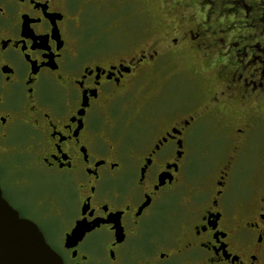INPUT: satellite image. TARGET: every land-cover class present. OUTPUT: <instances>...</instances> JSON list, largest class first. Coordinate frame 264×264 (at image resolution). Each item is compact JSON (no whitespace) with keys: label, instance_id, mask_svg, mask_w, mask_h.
I'll list each match as a JSON object with an SVG mask.
<instances>
[{"label":"flooded vegetation","instance_id":"1","mask_svg":"<svg viewBox=\"0 0 264 264\" xmlns=\"http://www.w3.org/2000/svg\"><path fill=\"white\" fill-rule=\"evenodd\" d=\"M200 1L207 20L232 18L230 24L212 30L193 14L187 38L174 35L162 55L151 45L137 51L134 41L149 32L138 29L135 18L120 30L127 39L115 37L113 45L98 38L117 35L113 27L84 38L92 0H0V186L65 264H264V180L252 212L243 210L244 200L223 201L256 129L252 122L236 126L235 115L264 107V0ZM149 10L144 20H150ZM209 33L231 37L209 42ZM190 49L209 57L223 78L211 97L214 106L202 107L196 97L164 112L151 106L148 129L131 143L128 129L145 108L128 114L117 102L144 89L140 81L156 72L160 57H182ZM218 50L223 56L214 63ZM238 102L241 108L235 109ZM200 124L225 128L227 145L217 172L194 178L190 158L197 141L189 136ZM14 134L20 139L11 143ZM40 169L69 176V203L49 192L31 203L24 193L15 199L17 190L35 183ZM173 190L182 192L170 214L173 236L153 237V228L142 222L162 194ZM56 222L64 233L59 248L44 229ZM80 222L90 230L67 248L66 238Z\"/></svg>","mask_w":264,"mask_h":264},{"label":"rangeland","instance_id":"2","mask_svg":"<svg viewBox=\"0 0 264 264\" xmlns=\"http://www.w3.org/2000/svg\"><path fill=\"white\" fill-rule=\"evenodd\" d=\"M92 1L87 9L89 14L88 26L86 23L82 28L84 38L97 34L103 29L107 31L113 27L116 29L117 35L105 32L98 36L101 42L106 45H113L114 42L112 41L115 37L123 40L127 39L125 36L127 33L124 34L120 30L126 23H132L133 18H135L137 28L143 29L144 32H149L146 38H142L143 40L137 38L134 41L137 51L142 48L145 49L147 45H151L155 51L162 55L166 53L170 44L169 39L173 38L174 35L179 34L178 37L181 40L187 38L185 32L193 26V23H191L193 18L191 15L193 14L197 21H206V25L209 24L212 30H223L227 28L230 20H232V18H219L217 22L215 20H207V9L203 8L200 0H182L185 3H189L190 7H187V9L191 8L192 10L190 11L186 10L184 5H180L178 0H176V5L173 0H169L170 2L168 0ZM149 8L151 9L149 10L150 16H148L150 20L148 18L144 20L146 10ZM209 34L210 37L207 39L209 42H214L217 37L222 38L223 36H226L225 42H227L231 37V34L227 35L226 33L225 35L219 33L218 36ZM181 44L187 46L189 42L186 40L183 43L181 42ZM243 44L245 43L240 42V49ZM200 55L194 49H190L182 57L172 55L160 57L158 69H155L156 72L150 73L140 81L139 87L143 85L144 89H137L133 94L127 96V99L117 102L121 109H129L128 114L132 113L137 106L145 108L142 114L135 117V120L132 121L127 133L128 141L133 143L137 140L139 134L144 133L148 129L146 122L148 120V109L151 106L156 105L158 112H164L178 108L180 105L190 102L194 97H196L194 99H197L198 102H201L202 107L214 106V102H211V97L215 93L214 90L218 89L219 92L222 89L221 80L223 78L220 77L216 67L210 66V58L201 57ZM220 56L223 55L221 50H218V58L213 59L216 60L214 63L217 60L221 61ZM208 90L211 91L209 97H207ZM233 106L235 109L241 108V103H235ZM254 109L257 115L262 113L259 118L251 114L253 111L250 108L235 115L236 126L241 127L239 125L242 122H252L256 125V129L251 135L250 147L245 150L243 159L238 163L229 191L223 200L225 204L233 200H244L242 201V208L246 212H252L253 201L261 197L262 186H259L258 182L260 183L264 180V107L262 110ZM255 113L253 112L254 115ZM122 124L120 127H123ZM223 129L225 128L220 125L211 127L208 124H200L191 132L189 139L197 141V153L190 158L191 177L195 178L196 176L209 173L211 169L212 174L217 172L219 164L226 153L227 135ZM19 139L20 135L14 134L9 141L14 143ZM227 149L229 151V148ZM34 175L36 177L35 183L17 190L16 195H13L15 199H21L22 196L19 195L24 193L26 199H28L25 202L31 203L35 195L49 192L58 196L64 203L71 201L72 190L67 185L69 182L67 174L40 169ZM136 177L137 172L134 171L131 176L133 183ZM181 193V190L164 192L154 207L152 214L143 220L142 223L145 227L153 228V237L173 236V231L170 229L172 226L171 221H169L171 220L170 214L178 206ZM238 204L240 205V202L233 203V208H239ZM44 229L47 232L48 241L55 248H59L64 238V233L61 230L63 229L62 223L47 224L44 225ZM147 239L148 236L146 234L142 236L139 239L140 245L144 246L147 243Z\"/></svg>","mask_w":264,"mask_h":264},{"label":"water","instance_id":"3","mask_svg":"<svg viewBox=\"0 0 264 264\" xmlns=\"http://www.w3.org/2000/svg\"><path fill=\"white\" fill-rule=\"evenodd\" d=\"M89 230L84 223H78L67 236L66 247H75ZM0 264H65L39 227L34 222L21 218L18 211L3 197L1 186Z\"/></svg>","mask_w":264,"mask_h":264}]
</instances>
